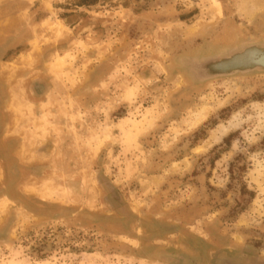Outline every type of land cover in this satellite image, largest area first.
I'll list each match as a JSON object with an SVG mask.
<instances>
[{
    "label": "rangeland",
    "instance_id": "374dc122",
    "mask_svg": "<svg viewBox=\"0 0 264 264\" xmlns=\"http://www.w3.org/2000/svg\"><path fill=\"white\" fill-rule=\"evenodd\" d=\"M250 1L0 0V264L264 262Z\"/></svg>",
    "mask_w": 264,
    "mask_h": 264
},
{
    "label": "water",
    "instance_id": "95a60500",
    "mask_svg": "<svg viewBox=\"0 0 264 264\" xmlns=\"http://www.w3.org/2000/svg\"><path fill=\"white\" fill-rule=\"evenodd\" d=\"M254 71L264 72V44L246 46L241 50L217 60H212L204 65L206 78L239 73L245 74ZM222 252H226L227 255L226 258L221 260L222 264H264L263 261H241L240 257H235V253L229 251L217 252L214 258L217 260L218 255Z\"/></svg>",
    "mask_w": 264,
    "mask_h": 264
},
{
    "label": "bare ground",
    "instance_id": "6f19581e",
    "mask_svg": "<svg viewBox=\"0 0 264 264\" xmlns=\"http://www.w3.org/2000/svg\"><path fill=\"white\" fill-rule=\"evenodd\" d=\"M243 5L244 6H247V9L246 10H248V15L250 16V17H253L254 16V13H253V11H250L249 9H248V6H250V5H252V2L250 1V0H244V2H243ZM242 5V6H243ZM260 6H259V3L258 4H253L252 5V8H254V9H257V8H259ZM233 127H236V125H233ZM228 133V129L227 128H225V127H223V126H221L219 129H218V131H215V132H213L212 133V135H211V137H210V139H209V141L207 142V146H209L212 142H216V141H218L219 139H220V136H223V135H225V134H227Z\"/></svg>",
    "mask_w": 264,
    "mask_h": 264
}]
</instances>
